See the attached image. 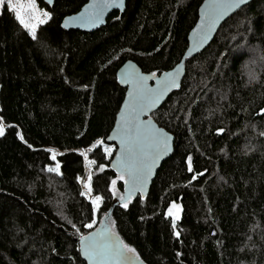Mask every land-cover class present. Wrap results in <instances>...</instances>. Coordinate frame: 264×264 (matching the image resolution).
I'll use <instances>...</instances> for the list:
<instances>
[{
    "label": "trees",
    "instance_id": "obj_1",
    "mask_svg": "<svg viewBox=\"0 0 264 264\" xmlns=\"http://www.w3.org/2000/svg\"><path fill=\"white\" fill-rule=\"evenodd\" d=\"M36 1L51 18L35 40L0 10V264H86L79 235L103 220L143 264H264V0L221 24L151 114L174 143L143 199L123 208L124 182L117 180V196L110 191L114 153H88L97 162L92 195L104 198L93 229L82 226L90 201L76 179L47 171V149L70 164L76 150L106 143L126 90L118 69L132 61L159 75L176 66L203 0H126L122 14L90 33L60 26L86 0H55L51 8ZM250 71L257 80L249 82ZM172 203L180 205L175 228L165 215Z\"/></svg>",
    "mask_w": 264,
    "mask_h": 264
},
{
    "label": "snow or ice",
    "instance_id": "obj_2",
    "mask_svg": "<svg viewBox=\"0 0 264 264\" xmlns=\"http://www.w3.org/2000/svg\"><path fill=\"white\" fill-rule=\"evenodd\" d=\"M48 2L51 3L52 0H48ZM245 3L246 0H205L200 9V22L192 29L193 48L203 47L209 39V34L217 30V25H220L222 20L227 23L225 17H228L233 9H238ZM113 6L122 7L123 0H91L82 11L67 17L63 26L67 27L69 23L78 24L80 27L94 26L101 22L104 11ZM0 8L13 14L15 20L23 29L27 30L33 40L37 39L38 27L46 24L51 18V13L40 9L36 0H0ZM250 50L256 51V49ZM260 59L264 60V55ZM184 67L182 62L177 63L171 71L164 72L160 78H157L154 86H150L148 81L151 78H156V72L145 75L132 69L131 71L124 70L117 76L120 83L129 85V91L125 105L120 109L113 135L108 137L109 140H118L120 145V150L114 161L117 177L111 181L110 191L114 196H117V180L124 182V193L119 194L117 198L125 209L129 207L130 199L134 193L139 191L141 199H143V190L154 167L170 150L171 136L163 127L157 126L149 113L153 110L158 111L157 105L166 93L180 87L178 81ZM248 78L249 82L255 81L257 74L250 71ZM260 113L264 114V108L260 109ZM142 117L147 118L142 119ZM4 130L2 121H0V136L4 134ZM223 131L222 128L217 129L218 134ZM17 135L20 136L19 133ZM259 135L264 137V131ZM20 138L23 139V137ZM28 147L31 148L32 145L29 144ZM101 147L104 158L113 154L112 146L105 144L102 139H97L86 151L81 150L79 154L84 157L87 164H96V160L88 159V153ZM47 151L51 153V159L56 161V151L52 148ZM99 168L103 170L104 165L100 164ZM187 170L190 173L193 172L191 155L187 157ZM47 171L62 175L59 162H56L54 167H48ZM198 175H202V173H195L192 179L195 180ZM76 180L83 185L84 190L80 195L89 199L91 204L90 220L82 226L93 229L96 224V213L104 198L101 195H92L91 173L88 174L86 180L80 176H77ZM179 213L180 205L175 203L170 204L165 213L166 216L172 217L173 228H175L176 220L180 218ZM101 223L105 222L101 221ZM72 227L76 228V225L72 224ZM174 235L178 237L179 232L174 231ZM79 254L88 264H136V261L140 259L136 249L120 239L114 228L108 225L95 231H89L86 235L80 234Z\"/></svg>",
    "mask_w": 264,
    "mask_h": 264
},
{
    "label": "water",
    "instance_id": "obj_3",
    "mask_svg": "<svg viewBox=\"0 0 264 264\" xmlns=\"http://www.w3.org/2000/svg\"><path fill=\"white\" fill-rule=\"evenodd\" d=\"M41 1H42L45 5H47L49 8H51V7L53 6V3H54L55 0H52L51 3H49L48 0H41ZM252 1H253V0H246V3H245L244 5H242V6H240V8H242L243 6L248 5V4L251 3ZM90 2H91V0H86L85 4L79 9L78 12L82 11L83 8H84V6H85L86 4H88V3H90ZM204 2H205V0H203V2L200 4V6H199V8H198V17H197V21H196V23L194 24V26L191 28V30L189 31V33H188V35H187V48H186V50H185V52H184V54H183L181 60L179 61V63L182 62V63L184 64V66H185V62H186L187 60H189V59L195 57L197 54H199L200 52H202V51H203V50H204V49H205V48L211 43V41L213 40V38H214V36H215L217 30L219 29V27L221 26V24L224 22V21L222 20V21L220 22V25H217V30H215V31H213L212 33L209 34V39H208V41L203 45V47H200V48H198V49L193 48L194 37H193L192 29L195 28V27H196V24L200 22V9H201V6L204 4ZM125 4H126V0H123V6H122V7H116V6H113V7L107 8V9L104 11V13H103V15H102V17H101V22L95 24L94 26L80 27L78 24H72V23H69L67 27H64L63 25H64V22H65V19H66L67 17H70V16H72V15H75V14L78 13V12H76L75 14L68 15V16L64 17V18L62 19V21H61L60 26H61V28H62L63 30H65V31H68V30H75V31L84 32V33H90V32L96 31V30L100 29L101 27L105 26L107 18H108L113 12H118L119 14H122V13L124 12V10H125ZM240 8H238V9H233L232 12L229 13L228 17H225V20H227L232 14H234V13H235L237 10H239ZM174 67H175V66H174ZM174 67H173V68H174ZM173 68H172V69H173ZM132 69H135L136 71L143 73V72L141 71V69H140V68H139L134 62H132V61H127V62H125V63H124L119 69H118V71H117V73H116V78H117L118 74H120L122 71H124V70L131 71ZM172 69H170V70H168V71H171ZM165 72H167V71H165ZM163 73H164V72H163ZM163 73H161V74H159V75H156V78H151V79H149L148 84H149L150 86H154L155 83H156V79H157V78H160V77L162 76ZM143 74L147 75L146 73H143ZM184 75H185V67H184V70H183V71L181 72V74H180V79H179V81H178L180 84H181V81H182ZM117 81H118V83H119L122 87H124V88L126 89V90H125V96H124L123 101H122L121 106H120V109H121V107H123V106L125 105V102H126V100H127V98H128L129 85H126V84H122V83H120L118 79H117ZM178 88H179V87H178ZM178 88L171 89L168 93H166L165 96H164V97L162 98V100L160 101V103L157 105V109H159V108L163 105V103L167 100V98L170 96V94H171L173 91L177 90ZM120 109H119V111H118V113H117V115H116L115 122H114V126H113L112 130L110 131V133L108 134V136H107V138H106V143H108V144H112V145L115 146V152H114V154H113V156H112V158H111V161H110V168H111L115 173H117V170H116V168H115V166H114V161L116 160V154H117V153L119 152V150H120V145H119L118 140H116V139L109 140L108 137H109L110 135H113V129L117 126V120L119 119ZM155 111H156V110H153V112H155ZM153 112L149 113V115H151ZM146 118H147V117H142V119H146ZM157 126H158V125H157ZM158 127H159V126H158ZM169 135H170V134H169ZM170 136H171V135H170ZM169 143H170V150H169V152H168V153H167V154L161 159V161L158 162L157 165L154 167V169H153V173H152L151 177L148 179V182H147V184L145 185V188H144V190H143V198L148 194L149 187H150L152 181L154 180L157 171L160 169L161 165H162V164H163V163H164V162H165V161L171 156V154H172V152H173L174 138H173L172 136H171V140H170ZM124 190H125V185L123 186V193H124ZM137 196H140V197H141V193H140L139 191L136 192V193H134V194L132 195V197H131L130 200L135 199ZM103 221H104L105 223H104V224L101 223V224L98 226V228H96V229H99V228H102V227H105V226H106V220H103ZM96 229H95V230H96ZM95 230H94V231H95ZM78 245H79V239H78ZM80 256H81V255H80ZM81 258L83 259V261H84L86 264H88V262L84 259L83 256H81ZM136 264H141V261H140V260H139V261H136ZM142 264H143V263H142Z\"/></svg>",
    "mask_w": 264,
    "mask_h": 264
},
{
    "label": "rangeland",
    "instance_id": "obj_4",
    "mask_svg": "<svg viewBox=\"0 0 264 264\" xmlns=\"http://www.w3.org/2000/svg\"><path fill=\"white\" fill-rule=\"evenodd\" d=\"M37 2V1H36ZM37 5H38V3H37ZM39 7V6H38ZM40 8V7H39ZM41 9V8H40ZM0 10H1V8H0ZM42 10H44V9H42ZM45 11V10H44ZM3 127H4V129H5V125L3 124ZM105 144H108V143H105ZM108 145H111L112 146V148H113V153H114V151H115V146L114 145H112V144H108ZM102 148V147H101ZM88 149V148H87ZM87 149H80V150H76V153H77V159L74 161V162H72V163H70V164H62V163H60V165H61V172H62V175H65V176H67V177H71V178H74V179H76V177L77 176H80L82 179H87V176H88V174L89 173H91V169H92V164H87V162L85 161V159H84V157H82L80 154H79V152L81 151V150H84V151H86ZM55 150V149H54ZM102 150H103V148H102ZM56 151V153H57V156H60L61 154H63L62 152H60V151H58V150H55ZM51 154V153H50ZM56 156V157H57ZM109 157H111V156H109ZM109 157H107V158H109ZM89 159V158H88ZM90 160V159H89ZM55 163H56V161H53L52 160V166H50V167H54L55 166ZM79 184H80V187H81V190L83 191L84 189H83V185H82V183H80L79 182ZM88 201H89V199H87Z\"/></svg>",
    "mask_w": 264,
    "mask_h": 264
}]
</instances>
